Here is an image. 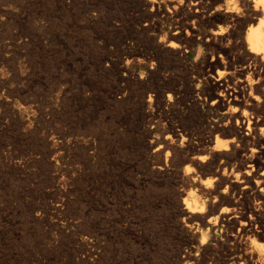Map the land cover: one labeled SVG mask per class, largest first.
I'll list each match as a JSON object with an SVG mask.
<instances>
[{
	"label": "rangeland",
	"instance_id": "374dc122",
	"mask_svg": "<svg viewBox=\"0 0 264 264\" xmlns=\"http://www.w3.org/2000/svg\"><path fill=\"white\" fill-rule=\"evenodd\" d=\"M228 2L0 0V264H264V237L183 216L190 154L164 162L165 139L197 146L221 123L201 90L221 53L206 34L238 30L218 16ZM233 39L221 58L238 68L249 61ZM229 190L213 211L196 191L205 220L241 210Z\"/></svg>",
	"mask_w": 264,
	"mask_h": 264
},
{
	"label": "bare ground",
	"instance_id": "6f19581e",
	"mask_svg": "<svg viewBox=\"0 0 264 264\" xmlns=\"http://www.w3.org/2000/svg\"><path fill=\"white\" fill-rule=\"evenodd\" d=\"M197 3L194 2V4ZM217 11H220L218 12L219 18L225 22H234L238 27V30L228 28V23V26L212 30L209 35L206 34V41H209L207 44L208 49L211 51L218 49L221 53L218 57L213 54L204 61L208 71L203 78L205 87L202 88L201 94L204 101H209L210 110L220 114L222 117L221 123L211 126L210 134L212 137L204 139L199 136L197 138V146H193L194 141L191 136H173L170 139H165L162 145L165 151L164 162H173L180 151L190 154V156H183L182 161L187 162V164L180 174L183 188L185 191H189L191 196L184 200V208L182 210L183 216L187 220H196L204 223L206 225L205 233L217 224L223 229L225 228V230L232 229L234 232L231 234V238L234 241L251 238L254 240V244L256 237H264V205L262 202L264 198V137H262L264 131V0H229L223 8ZM247 23L249 26L247 25L248 28L244 36L239 37ZM232 38H234L233 41L237 45L245 49L249 61L238 68L227 67V61L222 59L224 56L221 58L222 53L226 54V42H229ZM168 45L171 48L175 47L171 43ZM241 59L243 60V58ZM219 126L226 129V134L224 132L218 133ZM217 160H220L221 163L225 162L223 168L221 164H216ZM232 160L237 161L235 169L234 172L230 171L228 173L226 171V162L229 163ZM205 165H208L210 170H212L213 177L201 178L204 173L202 169ZM220 169H223L222 173L219 172ZM216 180L221 181L223 184L225 183V187L223 186L224 188L220 191L215 186L217 184H214ZM229 189L232 190L233 194L237 193L239 197H243V199L241 198L243 201H238L239 199L236 201L242 205L241 208L239 207L241 210L228 218H224L221 215L226 213L227 210H221L220 214L205 220L202 213L207 207V201L196 198V191L204 190L208 195L212 196L213 200L209 207L213 211L215 208L213 203L217 199L223 200V198L227 197V190ZM205 239L206 237L203 236L202 241H200L201 244H203ZM260 244L257 243L256 245H259L257 247L262 251L264 257V249H262L264 244ZM237 261H239V264L245 263V255L239 254Z\"/></svg>",
	"mask_w": 264,
	"mask_h": 264
}]
</instances>
